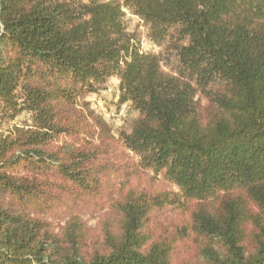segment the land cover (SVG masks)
<instances>
[{"label": "trees", "instance_id": "obj_1", "mask_svg": "<svg viewBox=\"0 0 264 264\" xmlns=\"http://www.w3.org/2000/svg\"><path fill=\"white\" fill-rule=\"evenodd\" d=\"M0 264H264V0H0Z\"/></svg>", "mask_w": 264, "mask_h": 264}, {"label": "rangeland", "instance_id": "obj_2", "mask_svg": "<svg viewBox=\"0 0 264 264\" xmlns=\"http://www.w3.org/2000/svg\"><path fill=\"white\" fill-rule=\"evenodd\" d=\"M125 24L128 31L136 33V39L140 45V49L143 52H154L160 53L162 47L154 43L149 37V30L147 25L137 16L133 15L126 9ZM165 54L164 65H167L169 56ZM172 55V54H171ZM174 60V59H173ZM170 61V60H169ZM168 69V66H166ZM120 80L118 77L110 78L105 84V89L100 93H92L86 95V100L91 103V107L100 115L104 116L105 119L112 125L115 132L124 125V120L129 116V107L127 105L122 106L118 109L117 102L119 100ZM131 115H135L132 112ZM102 213H96L91 215L90 213H83V218L86 220L88 225L92 227L97 226L99 218Z\"/></svg>", "mask_w": 264, "mask_h": 264}]
</instances>
